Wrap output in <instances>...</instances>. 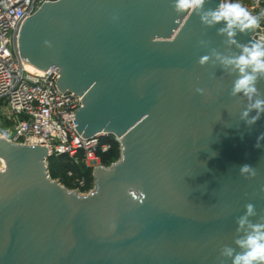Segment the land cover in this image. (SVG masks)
<instances>
[{"label":"water","instance_id":"1","mask_svg":"<svg viewBox=\"0 0 264 264\" xmlns=\"http://www.w3.org/2000/svg\"><path fill=\"white\" fill-rule=\"evenodd\" d=\"M220 1L189 14L175 0H56L24 21L25 68L58 67L59 91L82 97L78 133L115 135L121 157L81 194L49 177L46 148L2 137L0 264H233L244 251L264 224V112L242 114L264 100V73L251 99L233 94L241 74L223 61L260 43L202 22Z\"/></svg>","mask_w":264,"mask_h":264},{"label":"built area","instance_id":"2","mask_svg":"<svg viewBox=\"0 0 264 264\" xmlns=\"http://www.w3.org/2000/svg\"><path fill=\"white\" fill-rule=\"evenodd\" d=\"M53 1L56 0H0V139L44 147L48 158L65 155L77 165L109 167L113 163L103 165L100 154L111 149L110 142L104 139L113 136L118 141L117 137L106 132L90 137L78 133L75 116L82 97L68 90L59 91V68L53 65L44 75H38L23 65L18 41L21 27L44 2ZM240 2L258 18L259 26L252 37L264 45V0ZM4 169L0 157V171ZM68 175H73L72 170ZM77 185L83 188L85 179H77ZM79 188L76 191L86 194Z\"/></svg>","mask_w":264,"mask_h":264},{"label":"clouds","instance_id":"3","mask_svg":"<svg viewBox=\"0 0 264 264\" xmlns=\"http://www.w3.org/2000/svg\"><path fill=\"white\" fill-rule=\"evenodd\" d=\"M204 0H175V9L178 12H188L191 14L201 8ZM202 22L206 24H214L224 21L226 28L223 31L227 32L228 37L234 36L232 29L239 28L241 31L259 26V21L256 16L240 2V0H225L220 3L218 8L210 11L201 17ZM230 43L234 41L230 40ZM207 58H203L201 63ZM226 64L234 65L241 74L240 78L235 81L233 86V94L243 93L249 99L257 92L255 81L256 73H264V45H254L251 48L245 47L243 53L230 60L223 61ZM250 69V73L249 70ZM255 110L257 115L247 120L248 124H253L259 118L260 113L264 112V100L257 99L250 105L249 110L245 111L242 116L248 117L249 111ZM264 140V134L257 137V143L254 147H260V141ZM241 174L251 173L255 175L251 165L243 164L240 167ZM253 215V205L246 206V216ZM246 223V217L241 218L239 226L243 227ZM251 231L237 243L244 250L233 259V264H264V224L251 225ZM231 255V251L228 252Z\"/></svg>","mask_w":264,"mask_h":264},{"label":"rangeland","instance_id":"4","mask_svg":"<svg viewBox=\"0 0 264 264\" xmlns=\"http://www.w3.org/2000/svg\"><path fill=\"white\" fill-rule=\"evenodd\" d=\"M120 157V146H117L112 152L111 163L118 161ZM46 166L49 177L52 180L59 182L62 186L69 190H76L77 188H79L77 185V179H79L80 177H83L85 179L84 187L79 188L80 192L87 193L90 189H93L94 187L95 180L93 168H88L83 164L77 165L70 159L64 157L61 158L58 156L48 158ZM69 170H72V176L68 175Z\"/></svg>","mask_w":264,"mask_h":264},{"label":"trees","instance_id":"5","mask_svg":"<svg viewBox=\"0 0 264 264\" xmlns=\"http://www.w3.org/2000/svg\"><path fill=\"white\" fill-rule=\"evenodd\" d=\"M104 141H106V142H110V144H111V149L108 151V152H106V153H103V154H100V161H102L101 163L103 164V165H109L112 161V152L115 150V148L117 147V146H119V143H118V141H116L115 139H114V137L113 136H110V137H108V138H105L104 139ZM58 157H64V158H67V159H69L67 156H65V155H62V156H58ZM51 158V157H50Z\"/></svg>","mask_w":264,"mask_h":264}]
</instances>
